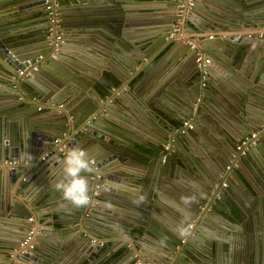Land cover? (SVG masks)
I'll use <instances>...</instances> for the list:
<instances>
[{
    "label": "water",
    "instance_id": "95a60500",
    "mask_svg": "<svg viewBox=\"0 0 264 264\" xmlns=\"http://www.w3.org/2000/svg\"><path fill=\"white\" fill-rule=\"evenodd\" d=\"M42 1L0 0V234L19 238L8 239L13 242L9 254L15 249L8 263L36 264L42 258L46 264H58L66 249L75 246L81 254L73 253L66 264H91L95 246L91 239L105 237L131 243L144 262L229 264L220 254L231 251L232 236L218 235V226L231 234L248 220L257 228L259 208L246 210L236 203V220L226 219V224L218 218L214 223L209 209L225 192L234 195L236 182L249 194H258L257 188L264 192V170L253 151L264 145V137L246 152L260 168V173L254 168L258 173L254 179L239 174L238 166L248 156L232 151L239 139L264 124V36H259L264 34V2L248 3L253 9L240 13L242 5L235 9L229 0H56L62 31L68 36L56 44L53 35L46 38L43 26L34 27L48 19ZM140 2L164 3L171 13L151 14L145 18L150 20L146 34H138L140 29L131 27L136 9L125 5ZM177 20L185 37L201 38L198 48L168 38ZM225 31L229 33H221ZM211 34L214 44L224 43L226 57L216 52L218 44L204 42ZM69 40L81 52L70 51L64 44ZM198 50L211 56L204 78L195 62ZM168 54L177 57L171 73ZM91 57L103 63L110 57L119 61L136 74L134 84L123 91L127 81L115 74L113 80L121 84L113 91L112 79L104 75L92 79L91 70L102 65ZM203 82L197 102L196 89ZM220 103L229 113L219 108ZM137 111L145 116L139 122L161 138H148L128 127L133 124L124 116ZM229 122L232 127L240 122L245 129H222ZM82 124L85 130L76 133ZM63 145L91 151L86 153L94 161L93 171L83 173L91 197L87 206L77 208L55 188L68 154L58 152ZM124 161L148 169L145 174L130 171ZM227 165L228 177L221 178ZM134 192L148 199L141 201ZM58 198L55 211L42 210ZM170 200L173 205L167 204ZM154 210L167 214L162 228L150 227L146 219ZM31 215L34 218L26 225L35 237L42 223L59 237L42 241L39 251L22 248V255L21 229ZM152 235L157 242L148 244ZM247 239L237 264H260L262 234L256 236L253 230Z\"/></svg>",
    "mask_w": 264,
    "mask_h": 264
},
{
    "label": "crops",
    "instance_id": "0c3cea01",
    "mask_svg": "<svg viewBox=\"0 0 264 264\" xmlns=\"http://www.w3.org/2000/svg\"><path fill=\"white\" fill-rule=\"evenodd\" d=\"M229 1H230L229 4H232L235 9L236 8L238 9V7L240 5H242L241 7H239V10L241 11L240 13H243L245 11H249L250 9H253L252 7L247 6L248 3H252L251 6H254V5H257L258 3L264 2V0H242V1L241 0H229ZM125 6L126 7L127 6L132 7L133 9L134 8L136 9L135 11L132 12L134 19L132 20V22L131 21L130 22H131V27L133 26L134 29L135 28L140 29L138 34H140L141 32L144 33L145 30L148 29L145 27H150V24H149L150 20L145 19V18H147L148 16H151V14H153V16H155V15L156 16H162L163 14L167 15V14L171 13V10H169V9L166 10L164 3H147L146 4V3L140 2L138 4H132V5L126 4ZM227 7L228 6H225V8H227ZM225 14H226L225 12H222V15H225ZM39 22H36V25H34V27L37 25L38 26L42 25V24H39ZM210 33H213V32H210ZM221 33L228 34L229 32L225 31V32H221ZM133 34L135 35L136 32L133 31ZM144 34H146V33H144ZM154 35H155L154 42H158V41H156V40H158V38L156 37V36H158V34L155 33ZM211 35L213 36V34H211ZM148 36H150V33ZM67 37L68 36H64V33H63V40L68 39ZM132 37H134V36H132ZM214 40L215 39H210L208 37L204 40V42L206 41V42H208V44H214L213 43ZM63 42H65V41H63ZM64 44H66L67 48L72 52H77V51L81 52V51H79V50H81L80 49L81 47L79 45L75 44L73 40H69ZM143 44L145 45V43H141L140 46H142ZM204 44L205 43H203V45ZM166 45H167V48L170 47V45H168L167 43H166ZM214 45L215 46L217 45L216 52L218 54L222 55L223 57L227 56L226 49L224 48V43H222V42L221 43H215ZM205 46L207 47L208 45H205ZM147 48L149 49V47H146L144 51H147ZM160 55H161V53L158 52L154 58L158 59V57H160ZM171 55L172 54H168L167 59L168 58L170 59ZM205 55H207L211 59V56L209 54L206 53ZM88 56H90V55H88ZM91 58L96 63H99L102 65V68L99 70L98 69L91 70L92 71V73H91L92 79L98 80V78H101V76L104 75L105 78L113 80V78H115V74H116L117 76H121L122 78H125L127 81L125 88H123V91L127 90V88H130V86L134 84V82H135L134 77L136 76V74L134 72H129L127 69H125L119 61H116V60H114V58L110 57L109 60L105 59L104 63H103L102 61L98 60V58H93V57H91ZM170 60L171 61H170L169 65L166 64V66L169 67V69H170L169 73H171V71L174 70V68H175L174 65H175V63H177V57L174 56ZM171 68H172V70H171ZM167 71H169V70H167ZM87 74H88V72H87ZM168 75H170V74H168ZM115 83H116V86L112 89L113 91L115 89H117V85L121 84L120 82H115ZM92 84H94L93 81H92ZM98 85H100V81H98ZM203 87H204V85L201 84L200 89L195 88L196 93L199 92V94H198L199 98L195 97V101H197V102L200 100L201 93H203ZM196 103H195V105L197 106ZM204 104H205V102H204ZM219 108L222 111L229 113L228 112V106L226 104L220 103ZM137 113H139V115L136 116ZM132 117H136V118L134 119ZM144 117L145 116H143V113L137 111L136 113L132 112V113L126 114L124 116L123 120H125L126 122L132 123L133 125H130V126L127 124L128 127L134 128L138 132L142 133L143 136H146L148 138H150V137L161 138L156 132H154L152 130L151 131L147 130L142 125V123L139 122V121H143ZM145 121H147V119H145ZM85 127L86 126L82 124L81 126H79V128H77L76 133L78 131H84ZM222 127H223L222 129H227L228 132H233V130H236L237 132H239V130H241L242 128L245 129V127L242 124H240V122H237V127H232V124L230 122L228 124H223ZM216 134H219L220 138L225 141V137L221 134L220 131H217ZM79 142L80 141H78L77 143H79ZM259 146L261 147L260 149H254L253 151L255 152V159L257 160L258 164H260V166L264 170V145H262V146L259 145ZM252 148H255V147H252ZM84 150H86V152H88L89 154L91 152L88 148H84ZM94 155H97V152H95ZM243 156L245 157L248 155L244 154ZM246 158H247L246 161L242 160V162H240V166H238V168L240 169V172H241L239 174L243 177L246 176L249 179H254V177L257 176V174H258L257 171L260 168L254 167V163H253L255 161L254 159L250 158L249 156ZM123 164H125L126 168L129 169L130 171H134L137 173H144L145 174L147 169H148V167L143 168V166H140L138 163L131 162V161L130 162L124 161ZM254 168H256L257 171ZM233 188L236 192L237 198L239 197L238 199L240 200V204L242 205V207L244 209L254 211V209L259 208L258 212L256 214L257 215L256 217H258V219L261 221V224H260L259 228L258 227L256 228V223L250 225L249 226L250 228L249 227L246 228L245 226L240 225L238 229L231 230L232 235L228 233V229L224 228L222 230H219L222 233L224 232L226 235L228 234V236L229 235L232 236V237H230L231 238V245L229 247L231 249V251L228 252L227 251L228 249L222 250V252L220 254L223 262L225 261L226 263H229V264H237L238 263L237 261H240L239 254H241V249L242 248L244 249L246 247L245 240H248L247 236L249 235V233L253 232V230H255L256 236H258V234H262V239H264V218L262 217V215H263L262 212H264V192H262L261 190H259L256 187L259 193L258 194H251L250 193L249 194L237 182L233 185ZM131 194L134 197H136V196L140 197V198L143 197V196H140L139 194H137L136 192L131 193ZM146 195H149V192H147ZM227 195H230V193H227ZM144 199H148V196H145ZM54 202H56L57 205L56 204L52 205L51 203H49L50 206H44V207H42V210L46 211V209H50L52 207H53L52 208L53 210L57 209L58 208L57 206H59L58 203L60 202V199L59 198L55 199ZM167 204L173 205V202L170 200L169 202L167 201ZM236 213H238V210ZM148 215L149 216L148 217L146 216V219H148V223H149L150 227H152V228H162L163 223H166L163 220V217H165V215H167L166 212L160 213L159 211L157 212L156 210H154V211H152V215L151 214H148ZM216 215L215 214L210 215L211 216L210 218H212L211 220H213L214 223L218 221V220L214 221V219H216ZM140 216H141V214H140ZM30 217L34 218L33 215H31ZM144 218H145V216H144ZM28 222H30V221L27 218V221L23 225L24 228L21 229L22 235H24L26 230H27ZM44 224H46V223L41 224V226L38 228V230L36 232V237H35V234L33 237L34 238V240H33L34 247L38 251L40 250L39 246L42 244V241H44V240L49 241V240H53V238L59 237V235L51 234L53 232L51 230L48 231V227H46V225L44 226ZM25 226H26V228H25ZM37 226H38V224H37ZM251 228H252V230H251ZM9 238L11 240L15 239V241L16 240L19 241V238H13V237H9L7 235H1L0 234V264H10V263H8L10 261L9 256H11L9 254V251L11 249V246L13 245L12 244L13 242H9L8 241ZM99 240L104 241L105 244H104V246L100 247L98 245V243L97 244L94 243L95 246L93 247L94 249H92L93 255H92L91 264H135L134 257H133L134 253H136L138 255V257L140 259H142L140 257V255L138 254V252L132 251L133 246L129 250L130 253L132 252L131 255H130V253H128L126 251L127 250L126 249L127 243L126 244H122V243L120 244L113 238H105V237L99 238ZM154 241L157 242V240H155L153 238V235H152V236H149V239L146 242L148 244H154ZM71 248H72L71 250L66 249V254L64 255V257L61 256L59 258L58 264H66V263H68L69 260L71 261V257H72L73 253L75 254L77 252V254H81V249L79 250L75 246H72ZM259 258H260V264H264V242H263L262 256ZM41 259L42 258H39L40 262H35V263L36 264H46V260H45V262H41ZM147 262L155 264V263L150 262V261H147ZM161 262L166 263L164 260L163 261L160 260V263Z\"/></svg>",
    "mask_w": 264,
    "mask_h": 264
},
{
    "label": "built area",
    "instance_id": "2783aa9c",
    "mask_svg": "<svg viewBox=\"0 0 264 264\" xmlns=\"http://www.w3.org/2000/svg\"><path fill=\"white\" fill-rule=\"evenodd\" d=\"M192 3V1L190 2V4ZM42 5L47 9L48 11V25H47V32H48V37L50 39H52V35L54 36V42L57 44V42L62 41V33L60 30V17H59V8H60V4L58 1L56 0H43L42 1ZM259 36H264V34L260 33ZM213 36L210 35L209 38L211 39ZM169 39H173V40H178L180 43L187 45L190 49H196L199 47L200 43H201V38L198 36H194V37H190L187 38L185 37V35L182 33L181 31V27L179 24V20H177L175 22V24L172 26V30L170 31L169 35H168ZM195 62L197 64V66L200 68L201 74H202V78H204L207 74V70H206V66L207 64H209L210 62V57H208L207 55H205L204 52H202L201 50H198L196 52V56H195ZM21 73V72H20ZM204 85V82L202 83ZM61 106V105H60ZM185 127L186 128H192V124L188 123V122H184ZM260 137H264V124L258 126L257 128L253 129L248 135L244 136L243 138L239 139L236 143V147H235V151L239 154V155H244L246 154V152L254 147L259 138ZM56 143L61 142V140L59 138H55L54 140ZM70 150L68 146L63 145L61 148H58V152L61 155H66ZM84 150V149H82ZM9 164H13L15 162H8ZM90 163H94L93 159H90ZM228 168V166H227ZM96 179L99 180V174H98V170H96V175H95ZM225 186V183L223 184ZM99 185L96 184V188H98ZM97 192L94 191V194H96ZM28 220L30 222H32L33 218L29 217ZM193 223L189 225V228L193 227ZM33 236H34V230L32 227L28 228L25 232V234L23 235V237L21 238L18 247L21 248V253L22 255L24 254V250H22V248H27V249H33L34 245H33ZM188 236V234H186L181 241L184 242L185 237ZM92 243H98V245L100 247L104 246V241L99 240L97 238L91 239ZM132 248V244L131 243H127L126 244V249L130 250ZM15 249L11 250V256H13ZM134 257V261L135 264H152L149 262H144L142 259H140L138 257V255L136 253H134L133 255ZM26 261V260H25ZM15 264H24L21 261H16ZM29 264V263H27Z\"/></svg>",
    "mask_w": 264,
    "mask_h": 264
},
{
    "label": "clouds",
    "instance_id": "9594fccd",
    "mask_svg": "<svg viewBox=\"0 0 264 264\" xmlns=\"http://www.w3.org/2000/svg\"><path fill=\"white\" fill-rule=\"evenodd\" d=\"M92 171L93 168L86 151L73 148L62 162V176L55 184V188L62 193L65 201L77 208L87 206L91 197L88 180L83 173ZM143 199L141 197V201Z\"/></svg>",
    "mask_w": 264,
    "mask_h": 264
},
{
    "label": "flooded vegetation",
    "instance_id": "af4514ba",
    "mask_svg": "<svg viewBox=\"0 0 264 264\" xmlns=\"http://www.w3.org/2000/svg\"><path fill=\"white\" fill-rule=\"evenodd\" d=\"M60 4V3H59ZM42 5V4H41ZM61 6V5H60ZM41 9L43 10V11H46V13L47 14H45L44 15V17H46L47 15H48V12H47V9L44 7V6H41ZM60 9V8H59ZM59 14H60V11H59ZM60 17V16H59ZM60 20H61V18H60ZM39 24H42V25H40V26H43V28H42V31H45L46 32V34H47V39H49V40H51L49 37H48V33H47V25H48V19H42L40 22H39ZM60 30H61V33H62V40H63V32H62V22H60ZM39 26V27H40ZM235 147H236V144H235V146H234V148H233V154L235 155V156H238L239 154L235 151ZM246 155V154H245ZM240 156V155H239ZM228 166V165H227ZM227 166H226V169H227V171H225L224 173H221V178H226V177H228V172L231 170V168H230V166H228V168H227ZM225 182L223 181L222 182V187H227V183H225V186L223 185ZM227 193L228 192H225V194L223 195V196H221V198H220V201H218L217 202V205L216 206H214V207H212V208H210L209 209V211H210V215H212V214H217V212H220V214H217L216 215V219L219 221L220 220V222L222 223V224H226L225 222L228 220V219H231V220H236V218H235V213L237 212V205H236V203H239L240 204V200L237 198V195H236V193L232 196H230V195H227ZM242 206V205H241ZM215 208V209H214ZM222 210V211H221ZM223 213V215H221ZM219 215V216H218ZM222 216V217H221ZM227 219V220H226ZM241 220V218H239V221ZM238 221V222H239ZM221 224V225H222ZM251 224H249V222H248V220L247 221H244V222H242V225L241 226H245L246 228L248 227V226H250ZM260 225H258V227H259ZM219 230H222V228L219 226L218 227V229H217V232H218V235H221L222 234V232L221 231H219ZM234 238V237H233Z\"/></svg>",
    "mask_w": 264,
    "mask_h": 264
}]
</instances>
